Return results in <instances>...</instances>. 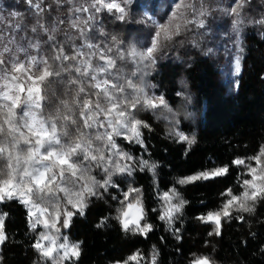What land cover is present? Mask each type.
<instances>
[{
  "label": "trees",
  "instance_id": "obj_1",
  "mask_svg": "<svg viewBox=\"0 0 264 264\" xmlns=\"http://www.w3.org/2000/svg\"><path fill=\"white\" fill-rule=\"evenodd\" d=\"M148 1L150 8L172 6L177 2L130 0L127 5H121L125 9L123 19L119 18L121 13L115 9H101L94 17L91 14L93 21H90L86 12L75 9L84 7L93 13L95 9L91 7V0H72L71 3L69 0H33L32 4L27 0H0V8L7 15L4 22L0 19V38L9 41L10 36L15 37L18 33L14 39L21 38L28 50L32 49L30 45H39L33 47L30 54L41 53L54 70L60 71L59 77H52L46 82L43 93L46 99L42 101V109L37 110L38 115L42 114L44 119H56L58 135L63 142H84L92 138L93 154H98L96 150L100 149L105 157L98 161L83 160L82 156L73 158L78 166L86 169L73 178L80 180L79 185L92 187L95 195L85 194L84 214L77 213L71 219L67 234L79 243L80 255L64 264H125L126 261L127 264H153V257L155 264H192L197 257H208L211 264H264V197L247 202L251 211L232 207L230 215L221 219L220 235L214 233L213 223H203L198 219L208 211H219L230 198L225 194L228 189L232 190V194L240 195L245 187L243 181L251 179L249 165L259 167L252 158L264 145V37L251 35L245 44L246 67L239 77L238 90L230 94L222 89V82L216 77L219 69L209 56L200 52L194 54L188 44L178 43L182 50H176V44H173V52L156 53L152 57L153 64L148 66L147 81L154 92L164 98L167 108L160 106L153 109L140 104L132 109L135 119L144 121L149 127L140 129L142 143L127 140L123 135L115 136V156L110 155L115 148L94 139L104 133L98 124L92 128L81 124L84 118L79 116L80 106L74 104L73 99H83L100 90L91 87L94 81L90 75L82 76L75 72V67L84 68L80 63L81 55L74 61L54 60L59 55L58 48H63L68 56L76 55L78 51L87 55L91 53L89 60L97 64L95 48L100 47H96L95 39H100L103 51H107L112 44L114 55L119 57V52L125 58L130 45L138 47L143 42L148 43L147 40L139 42L136 39L139 34L150 32L141 17L143 8L149 5ZM37 2L43 11L35 7ZM11 12L17 13V16ZM75 17L79 22L76 30L71 27ZM98 17L99 21L95 20ZM35 20V26L43 25L48 29L45 32L40 27L37 38L34 35L38 32L33 31ZM96 25H101L100 37L94 35ZM50 36L54 39L50 40ZM83 36L85 45L81 41ZM86 44L93 47L89 48ZM120 64L129 70L127 61ZM65 67L69 70L61 71ZM76 79L86 88V92L80 93L79 97L76 95L78 86L70 83ZM112 81L114 84H126L124 77H115ZM181 82L188 90L187 97H184L186 107L179 95ZM124 89V97H137L136 94L129 96L127 85ZM91 98L104 103L102 96L91 95ZM62 101H66L68 106L65 107ZM2 104L5 103L0 102ZM175 111L181 119L177 129L184 131L193 143L175 140L170 134V130H176ZM17 113L20 114L19 109ZM162 114H166L168 120ZM64 115L73 116L77 123L64 121L61 119ZM2 119L4 116L0 115ZM61 127L67 136L59 131ZM5 143L10 146V140ZM121 151L133 157L132 160L120 157V165H131V171L116 172L112 178H106L105 166L110 164L107 156L112 160ZM237 159L246 163L233 164ZM145 160L149 165L155 164V169L149 170V167L140 164ZM6 163V157L0 158V170L6 167ZM224 166L228 167L226 175L185 185L176 183L179 178ZM81 175L84 179H80ZM109 179L110 182L105 184L104 181ZM174 187L179 198L187 203L169 223L167 219L161 220L160 216L169 207L164 193L171 195ZM127 188L140 190L144 207L141 225H152L151 231L146 234L123 230L117 219L120 214L118 209H121L122 202L125 204ZM171 203H177L176 197ZM0 213H7L4 221L7 239L1 244L0 264H48L34 247L38 230L31 227L26 206L18 199H6L0 202ZM101 221L103 224L98 227ZM134 255L137 260H129Z\"/></svg>",
  "mask_w": 264,
  "mask_h": 264
},
{
  "label": "snow or ice",
  "instance_id": "obj_2",
  "mask_svg": "<svg viewBox=\"0 0 264 264\" xmlns=\"http://www.w3.org/2000/svg\"><path fill=\"white\" fill-rule=\"evenodd\" d=\"M29 4L33 3V0H27ZM72 0H69L71 3ZM35 7L39 11H43L40 7V3L37 2ZM91 7L96 12H100L101 9H107L108 11L116 10L121 13L120 19L124 18L125 9L120 6L116 0L106 2V0H94ZM243 7L242 0H238L237 7L231 9L233 14L239 15V9ZM77 12H87L88 8L80 7L76 8ZM13 15H16L13 13ZM93 17H89L92 19ZM2 19V17H0ZM264 23V21H260ZM84 23H87L86 21ZM202 24V22H201ZM43 31L47 32L48 29L43 25H40ZM72 28H79V22L73 20L71 22ZM36 29L33 28V31ZM165 36H168L166 29L162 28ZM160 33L156 34V38L153 39L151 46L147 47L143 52L136 51L133 48L129 55L133 57H139L140 60H151L153 52L157 48L158 38ZM2 39V38H0ZM54 39V37H49ZM31 47H39L38 44L30 45ZM91 48L93 45L86 44ZM20 52H25V59L21 60L19 57H10L8 64L10 68H5V60L3 56L5 53H12V50L8 47H4L0 51V98L4 101H9L0 105V115L4 116V119L0 120V158L7 159L6 167L0 170V202L12 199H19L28 210V214L33 218L31 227L35 229L38 224H43L45 227H51L57 229L58 224L62 221V226L67 228L70 226L72 217L79 213L84 214L85 211V197L84 192L89 195H95L93 188L88 184H83L81 187L83 191L76 193H69L66 188H59L56 183L57 177L63 178L65 172H71L73 176L78 172L86 171L82 165L78 166L73 163V158L79 159L81 156L83 160L98 161L105 159L100 149H97L98 154H93L91 151L92 138H88L83 143L81 142H62L61 136H58V127L56 119L48 117L47 119L38 116L36 110L42 109V101L46 99L43 94L45 92V84L52 77H59L60 71L54 70L47 60L41 58L37 59L35 56H28L25 49H18ZM59 55L54 57V60L74 61L78 55H83L81 52H77L76 55L68 56L64 53L63 48H58ZM101 60H106V64L103 67H99L96 71L106 73L110 69L115 67V61L105 56H100ZM81 64L84 65L83 70L80 67H75V72L80 73L82 76H89V69L93 68L90 60H81ZM33 68H37V72H32ZM67 67L61 69V71H68ZM241 71V65L239 57L235 62V72L238 74ZM19 74V75H17ZM91 80L95 81L91 84L93 89H99L100 91L92 93L96 97H103L104 103L102 104L99 99L93 100L91 95L83 99L74 98L73 103L80 106L79 116L84 119L81 124L85 128H92L99 124L101 127H108L110 131L98 134L94 137L95 140L103 141L107 147L116 148L115 136L124 135L129 140H134L137 143H142L141 128H148L149 125L144 121L137 120L132 115V109H135L137 105L143 104L147 108H158L163 106L167 108V104L163 97H148L144 94L142 88L136 89L140 94L137 97L129 99L122 94L125 91L124 87L117 84H113L110 79L103 81L97 80L93 75ZM71 84L78 86L77 97L80 93L86 92V88L82 86L81 81L78 79L71 80ZM108 85L116 93H120L121 96H116L113 91L109 90ZM127 87H135L131 81L126 82ZM67 107V102H61ZM17 109H20L18 115ZM64 121L70 124H76V119L71 115H64L61 117ZM107 122L106 125L104 122ZM26 130V131H25ZM63 132L64 136H67V132L63 131V127L59 129ZM180 141H186L189 144L193 143L183 133L177 132ZM6 140H10L9 143H5ZM21 145L24 146L21 155ZM42 149L44 151H42ZM118 156L132 160L133 157L124 152H118ZM256 164L259 167H251L249 165V172L251 179L243 181L244 190L240 195L232 194V190L228 189L226 195L230 197L224 203L223 207L219 211H208L205 215L198 217L203 223H213L215 225L214 233L216 235L221 234V219L227 218L230 215V209L232 207H239L243 211H251L250 207H247L248 201H255L258 198L264 197V148H261L260 154L253 157ZM47 162V163H46ZM236 165H243L246 162L243 160H234L232 162ZM140 164L149 167V170H154L156 165H149L148 161H140ZM39 165V166H37ZM66 166V167H65ZM115 171L119 173H125L131 171V165L115 164ZM228 167H218L211 171L199 172L196 175L186 176L177 180L178 185L190 184L199 180H209L216 177L226 175ZM109 178L111 173H108ZM80 179H84L81 175ZM92 180L93 178H89ZM109 180H105L104 183L108 184ZM59 190L67 194L66 204L71 205L76 211H68L66 208H61L59 204H53L52 212L49 214L47 207L41 205L46 200L55 198V192ZM139 189L130 188L124 193V201H129V196L132 193H139ZM36 197V199H33ZM173 197H176L177 203H171ZM164 199L169 203V207L165 210V213L160 216L161 220L167 219L171 223L175 213H179L187 202L179 198V193L174 187L169 192L164 193ZM37 200L40 203H37ZM35 209V211H34ZM120 213L117 219L121 223L123 230H129V227L134 225V231H139L142 234H146L151 231L152 225L145 223L140 225V221L144 218L142 202L137 199L135 203L128 202L124 204L122 202L121 209H118ZM39 213V215H37ZM131 214V215H130ZM7 213H0V244L6 239L4 231V221ZM41 217H46L41 219ZM101 221L99 226H102ZM213 233H209L212 235ZM41 239L51 240V244L43 246L40 243L34 245L35 248L41 251L45 257L52 259V264H59V260H63L69 257L78 258L80 255V245L68 244L65 237V243L56 246L54 239L47 235H42ZM60 249H63V255L57 259L55 255ZM129 260H137V256L129 257ZM127 264V261L125 262ZM153 264H155V257H153ZM192 264H211L208 257H197L192 261Z\"/></svg>",
  "mask_w": 264,
  "mask_h": 264
},
{
  "label": "rangeland",
  "instance_id": "obj_3",
  "mask_svg": "<svg viewBox=\"0 0 264 264\" xmlns=\"http://www.w3.org/2000/svg\"><path fill=\"white\" fill-rule=\"evenodd\" d=\"M130 0H116L117 3L120 4V6L124 3L126 5L128 4ZM93 3L94 0H91ZM106 2H111V0H106ZM149 4V1L147 2ZM238 0H177L175 4L172 6H166V7H151L150 4L143 8V12L141 14V17L143 18V22L146 24V29H150V32H143L142 34H139L136 39H139V42L141 40H147L148 43L143 42L138 47H135L134 45H130L129 50L127 54H125V58L117 52L119 57H116L114 55L113 48L111 45H109V49L107 51H103L101 48L103 46L101 45L100 39H95V48L96 54L94 55L97 60V64L93 65V73L92 68L89 69L90 76H95L97 80L103 81L105 79H110L111 81L117 78H125L126 82L131 81V83L135 86L133 88H129L130 91H128L129 96L133 97L134 94L137 96L140 95L136 89L142 88L144 90V94H146L148 97H159L157 93L154 92L153 87L148 84L147 76L149 74L148 68L153 64L154 59L152 60H140L139 57H133L129 55L130 51L135 48L138 52H143L146 50L147 47L151 46V43L154 38H156V34L160 33V36L158 38L157 48L153 52V56L157 54H161L163 51L170 50L173 52V47H171L173 44H176V50H182L181 46L178 47V43H184L188 44V46L195 52L194 54H197L196 52H200L204 55L209 56L210 60L216 65L219 69V73L216 75L218 79L222 82V89L226 92V94L235 93L238 90L239 87V77L244 72V68L246 67V61L244 60V48L246 47L245 44L250 39L251 35H254L256 37H264V23L260 21H264V0H242L243 7L239 9V15L233 14L231 12V9L234 7H237ZM106 10V9H105ZM101 12V11H100ZM100 12L93 11V13L90 11L86 12V16L93 17L97 15ZM13 13V12H11ZM17 16V13L16 15ZM0 17H2V21H5V17H7L5 10L0 8ZM74 20H78L77 17L74 18ZM95 20L99 21V17L95 18ZM37 20L34 21V27L36 31L38 32V29L40 26H35ZM73 21V20H72ZM90 21H93V19H90ZM202 22V24H201ZM16 26H13V28ZM163 29H166L168 32V36L166 37ZM76 30V28H74ZM2 30H0L1 32ZM100 31H101V25H96V30L94 32V35L96 37H100ZM33 34V31L31 32V36ZM40 32H38L36 35H34V38H37L39 36ZM18 35V33H15V37ZM2 34L0 33V37ZM184 37V40L182 38ZM13 35L9 37V41L2 40L0 41V51L3 50V48L6 46L9 49L12 50V53H5L4 54V60H6L5 68H10V65L8 64V60L10 57H19L21 60L25 59V52H20L18 49H25L28 56H35L37 59H45L41 53H35L30 51L33 49L28 50L27 45L22 43L20 40L15 38ZM29 40V39H28ZM27 40V41H28ZM98 40V41H97ZM82 45H85L84 36L81 37ZM203 46V47H201ZM197 49V50H196ZM174 50V51H176ZM120 51V49L118 50ZM103 55L106 58H111L115 61V67L113 69H110L112 71H108L106 73H101L96 71L97 68L103 67L106 64V60H101L100 56ZM152 56V57H153ZM92 57L91 53L88 55L83 53L81 55V60H89V58ZM158 57V56H157ZM237 57H239L240 65H241V71L237 74L235 72V62ZM46 60V59H45ZM80 60V61H81ZM122 61H127L129 65V70H126L124 66H122L120 63ZM83 65V64H82ZM84 66V65H83ZM149 66V67H148ZM32 72H37V68H33L31 70ZM19 75V74H17ZM95 82V81H94ZM2 83V82H0ZM113 83V81H112ZM179 88V95L181 98V102L184 105V97H187L188 90L186 88V84L181 82ZM114 84V83H113ZM119 86H122L125 88V85L117 84ZM110 91L114 90L111 88V85H108ZM116 96H118V93L114 92ZM122 95H125L124 92ZM119 96L121 94L119 93ZM118 96V97H119ZM136 97V96H135ZM0 102L9 103V101H4L2 98H0ZM182 107V106H181ZM20 111V109H19ZM37 111V110H36ZM168 111V109H167ZM38 114V113H37ZM176 114V111H175ZM39 116V115H38ZM163 118L165 120H168V117L166 114H162ZM177 121L174 122V127L176 130H170V134L174 136L175 140H179L178 136L176 135L177 132H179L178 126L181 119L176 114ZM106 125V121L104 122ZM99 125V124H98ZM100 126V125H99ZM100 129L103 132L110 131V128L108 127H101ZM26 131V130H25ZM180 133H183L186 136V133L184 131H181ZM58 135V133H57ZM59 136V135H58ZM124 136V135H123ZM188 137V136H187ZM128 140V139H127ZM63 142V141H62ZM184 142V141H182ZM65 143V142H64ZM83 143V142H81ZM23 148L24 146L21 145V151L20 154L23 155ZM264 148V145L261 147ZM116 148L111 152L110 155L115 156L114 151ZM261 150V149H260ZM42 151H44L42 149ZM260 154V151L258 155ZM117 158L114 157L112 160L110 159V156H107L106 163V178H109L108 173H111L110 178L113 177V175L116 173L114 165L117 164V161L120 162V156L116 154ZM75 163L74 161H72ZM47 163V162H46ZM7 164V163H6ZM39 166V165H37ZM66 167V166H65ZM102 171H105L104 168L101 169ZM119 173V172H117ZM74 176L71 172H65L63 175V178L57 177L56 183L59 185V188H66L68 189L69 193H76L83 191L82 185H79L80 180L74 179ZM75 183H77V186L74 187ZM130 188L126 189V192ZM87 192H84V197ZM66 198L67 194L65 192L57 190L55 192V198L51 200H46L41 206L47 207L49 209V214L52 212L51 205L53 204H59L61 208H66L68 211L75 212L76 210L71 207V205L66 204ZM33 199H36V197H33ZM140 199L139 193H132L129 196V201H125V204L128 202L135 203V201ZM6 200V199H5ZM19 200V199H18ZM86 201V199H85ZM37 203H40L39 200H37ZM144 210V207H143ZM35 211V209H34ZM165 213V211H162V215ZM39 215V213H37ZM131 215V214H130ZM46 217H41V219H44ZM33 218L29 216V222L32 223ZM141 225V221H140ZM142 226V225H141ZM59 228V231L55 228L51 227H45L43 224H38L35 228L38 230L36 233L35 239L36 243H40L43 246H48L51 244V240H43L41 239L42 235H47L55 240L56 246L59 244L65 243V237L67 238L68 244H76L75 241H73L71 238H69V235L67 234V228L62 226V221L60 224L57 225ZM135 226L132 225L129 227L130 230H133ZM134 231V230H133ZM139 232V231H137ZM1 248V244H0ZM37 252L41 254L44 260L48 262V264H52V259L49 257H45L40 250L36 248ZM63 249H60L58 253L55 255L57 256V259L59 260V257L63 255ZM76 257H69L63 260H59V264H64L70 259H75Z\"/></svg>",
  "mask_w": 264,
  "mask_h": 264
}]
</instances>
